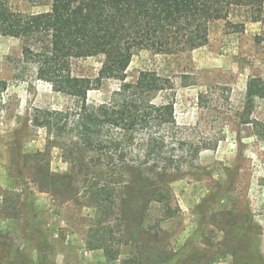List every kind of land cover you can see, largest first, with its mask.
Returning a JSON list of instances; mask_svg holds the SVG:
<instances>
[{
  "label": "rangeland",
  "instance_id": "rangeland-1",
  "mask_svg": "<svg viewBox=\"0 0 264 264\" xmlns=\"http://www.w3.org/2000/svg\"><path fill=\"white\" fill-rule=\"evenodd\" d=\"M12 3L28 13L50 7ZM256 5L233 6L228 17L213 21L201 47L176 54L136 50L127 70L128 81L143 70L170 78L174 89L156 101L174 99L183 133L210 147L172 183L174 217L164 222L158 238L147 240L162 258L176 254V264H264V97H247L250 78L264 79V0L260 20L254 17ZM104 60L103 55L74 59L71 67L95 78ZM0 80L8 82L6 91L0 88V231H9L11 241L26 251L18 261L119 264L86 242L91 225L116 218L113 202L88 205L82 192L42 190L35 179L38 166L65 173L68 164L58 147L46 149L45 131L25 127L26 120L37 108L64 109L73 99L38 79L20 38L0 36ZM118 86L117 80L104 81L89 92V101L103 103ZM17 140L24 143L20 160ZM23 215L40 221L24 230ZM125 249L123 256L136 251L133 245Z\"/></svg>",
  "mask_w": 264,
  "mask_h": 264
},
{
  "label": "trees",
  "instance_id": "trees-1",
  "mask_svg": "<svg viewBox=\"0 0 264 264\" xmlns=\"http://www.w3.org/2000/svg\"><path fill=\"white\" fill-rule=\"evenodd\" d=\"M26 1L50 7L28 13L12 0H0V36L20 38L38 79L73 99L64 109L37 108L26 120L25 127L45 131L46 149L58 147L68 164L65 173L38 166L35 179L42 190L82 192L88 205L113 202L116 218L89 227V249L102 250L119 264H176V254L162 258L147 240L158 238L164 222L174 217L172 183L210 147L183 133L174 99L156 101L174 89L170 78L143 70L128 81L127 70L136 50L176 54L205 45L211 23L228 17L233 6L257 3L254 17L260 20L262 0ZM96 55L105 60L95 78L73 72L74 59ZM112 79L119 86L109 98L90 102L89 92ZM0 88L6 91L8 82L0 80ZM247 97H264L262 77L250 78ZM16 143L20 160L24 143ZM157 210L162 212L155 220ZM39 221L23 215L24 230ZM8 233L0 231V264H22L17 258L26 251ZM132 245L136 251L123 256Z\"/></svg>",
  "mask_w": 264,
  "mask_h": 264
}]
</instances>
